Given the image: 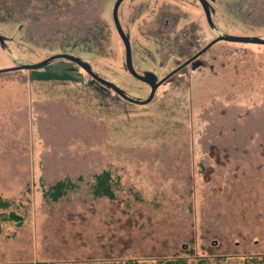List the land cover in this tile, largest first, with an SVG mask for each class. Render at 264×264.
I'll list each match as a JSON object with an SVG mask.
<instances>
[{
	"label": "rangeland",
	"instance_id": "374dc122",
	"mask_svg": "<svg viewBox=\"0 0 264 264\" xmlns=\"http://www.w3.org/2000/svg\"><path fill=\"white\" fill-rule=\"evenodd\" d=\"M116 1L0 0L18 8L0 10V264H264V45L219 41L202 65H184L220 36L264 40V0L213 1L215 28L196 0H123L133 68L172 74L146 105L68 59L15 70L73 55L147 100L150 86L128 71ZM191 85L197 153L187 109L164 104ZM228 167L230 184L214 193L205 183ZM240 168L250 176L235 183ZM104 170L111 197L93 191ZM61 183L57 200L43 195ZM12 212L22 221L4 219Z\"/></svg>",
	"mask_w": 264,
	"mask_h": 264
},
{
	"label": "trees",
	"instance_id": "16d2710c",
	"mask_svg": "<svg viewBox=\"0 0 264 264\" xmlns=\"http://www.w3.org/2000/svg\"><path fill=\"white\" fill-rule=\"evenodd\" d=\"M2 9H5L6 12L9 13V14H12L15 11L18 10V8L16 10V7H14V6L11 7V8L9 6H4V7H1L0 8V10H2ZM206 69L208 70V72L210 74H212L213 71H214L215 74L218 75V72L216 73V70H215V68L212 67V65H209V67H207V68H202V70H206ZM221 73L222 72H219V75H221ZM193 82L196 83V84H199L197 78H195V80ZM193 82H191V83H193ZM197 87H198V85L197 86H194V87L192 85H191V87L188 86L184 91L179 92L176 96H173V94L171 92H166V93H168V96H166V97H168V100H167V102L164 103V104H167V105L169 103L171 105V103H172L175 106V108L178 107V109L180 111L183 110L184 108L187 109V116H188V118L189 119L190 118H193V120L191 121V123H192V125L194 127H193V130H190L192 133L188 134V136H189V138L192 137V140H191L192 142H190V143H191L192 151L195 152V153L200 152V151H199V149H197V146L195 145V142H194V138H195V136H194V133H195L194 130H195V124H196V122H195V114H194L193 110H191V108H192L193 102H194L193 109L196 108V103L195 102H196V99L197 98L195 96H197V94H198V90H196ZM199 88H201V85L200 84H199ZM181 125L182 124L176 123V124H174L173 128H177V127H180L181 128ZM162 129H164V126L160 128V130H162ZM202 168H203L202 163L201 164L199 163L195 167V169H202ZM243 169H245V168H243ZM232 171L233 170H232L231 167L223 168V170L222 169H215V171L212 173V177H213L214 181L213 182H210L209 181V182H206L205 184L206 185H214L213 192L222 195V193L226 190V187H228V184H230L229 177H230ZM236 174L237 175H235V176H238L240 178L236 179L235 180V183L239 179H243L244 177H245V179H248V177L250 176V174L246 170H242L241 168L237 170V173ZM110 178H111V181H112V179H114V176L112 175V173H111L110 170H104V173H101V174H99L97 176L96 181H95V184H94L95 187H94V190H93L95 192L96 196H100L101 194H104V195H107V196L109 195L110 197L113 196V192H112V189L110 187L111 184L109 183ZM194 179L195 180L198 179V177H197L196 174L194 176ZM247 181H249V180H247ZM259 183H261V182H259ZM145 184L148 185V186H150L146 182H145ZM238 184H241V183H238ZM256 184L257 183H253V186H255ZM65 186H66V184H64V183L57 184L52 189H49V190L45 191L43 195L45 197H49V198H52L54 200H57L58 197H60L64 193ZM245 186H246V184H245ZM205 187L206 186H204V188ZM255 187H260V186H255ZM239 188L240 187H238V189ZM231 194L232 195H236L234 192H232ZM195 195H196V201L198 203L200 202V204H203L204 201L206 200L204 196L201 197V194H199V187H198V189L197 188L195 189ZM237 204L238 203H235V205H237ZM3 207H6V203H4L0 199V208H3ZM4 219H6L7 221H13V220H17L19 222L22 221V218L19 217V216H17L13 212L12 213H9L7 216H4ZM53 231H55L54 228H53ZM56 236L54 238H52L53 241H57L59 239V238H56ZM176 262H183V261H176ZM42 264H44V263H42Z\"/></svg>",
	"mask_w": 264,
	"mask_h": 264
},
{
	"label": "water",
	"instance_id": "95a60500",
	"mask_svg": "<svg viewBox=\"0 0 264 264\" xmlns=\"http://www.w3.org/2000/svg\"><path fill=\"white\" fill-rule=\"evenodd\" d=\"M123 0H117L115 5H114V9H113V17H114V22L120 32V35L122 36L124 45H125V50H126V58H127V67H128V71L130 72V74L132 76H134L136 79L141 80V81H145L146 83H148L151 86V94L149 96V98L145 101H135L130 99L129 97H127L122 91H120V89L104 80L101 79L99 76H97L92 69L90 68L89 64L86 63L85 61H82L81 59L74 57V56H70V55H56V56H52L50 58H48L47 60L35 64V65H25V66H20L15 68V70H32V69H38L41 68L42 66L46 65L47 63H49L52 60L55 59H59V58H64V59H68L74 63H77L79 66H81L82 68L85 69V71L96 81L101 82L102 84H105L106 86L112 88L118 95H120L122 98H124L125 100H127L128 102L131 103H135L138 105H146L148 104L154 97V94L157 90V88L165 81L167 80L172 74L166 76L164 79H162L160 82L155 83L153 80L149 79V77H142L140 76L138 73H136L135 69L133 68V64H132V51H131V45L130 42L128 40L127 37H125L122 33V31H120V25H119V20H118V8L120 6V4L122 3ZM205 7V6H204ZM206 10V9H205ZM207 12V10H206ZM219 41H229V42H241V43H250V44H259V45H264V40L261 39H245V38H230V37H225V36H220L217 39H215L213 42H211L210 44H208L205 48H203L201 50V52H199L198 54H196L193 58H191L189 61H187L184 65L189 64L191 61H193L195 58H197L200 54L204 53L206 50H208L213 44L219 42ZM179 69L175 70L173 73H176ZM3 71H8V70H3ZM0 71V72H3Z\"/></svg>",
	"mask_w": 264,
	"mask_h": 264
},
{
	"label": "flooded vegetation",
	"instance_id": "af4514ba",
	"mask_svg": "<svg viewBox=\"0 0 264 264\" xmlns=\"http://www.w3.org/2000/svg\"><path fill=\"white\" fill-rule=\"evenodd\" d=\"M196 1H198L199 2V4L202 6L203 5V8L204 9H206L207 10V15H206V10L203 12V14H204V16H206L207 17V19H208V24H209V26L211 27V28H215L214 27V23L212 22V15L211 14H209V12H208V9H207V7H208V5L209 4H211V3H213V1H215V0H196ZM121 5H122V3L120 4V6H119V8H118V20H119V25H120V31H122V33H123V35L125 36V37H127L128 38V33H125V29H124V27H123V25H122V18L120 17V13H121V10H120V7H121ZM205 6V7H204ZM114 9V8H113ZM202 11H203V9H202ZM206 17H205V19H206ZM167 19V20H166ZM113 20H114V17H113ZM168 22V18H164V21H163V23H162V25L164 26L166 23ZM115 23V22H114ZM162 25H159V28H161L162 27ZM115 26V28H116V31H117V33H118V35H119V37H120V39L123 41V39H122V36L120 35V32H119V30H118V28H117V26H116V24L114 25ZM161 30H162V28H161ZM163 32V31H162ZM164 33V32H163ZM165 34V33H164ZM2 37V36H1ZM0 37V38H1ZM218 38V37H217ZM216 38V39H217ZM2 39V38H1ZM160 39H167L165 36H161L160 37ZM129 40V39H128ZM215 40V39H214ZM213 40V41H214ZM213 41H211V42H213ZM124 43V42H123ZM173 43H174V41H173ZM164 46L166 45V44H168V45H170V42H168V40L167 41H164ZM180 45V44H179ZM182 45V44H181ZM125 46V45H124ZM213 46V45H212ZM211 46V47H212ZM182 47V46H181ZM183 47H184V44H183ZM210 47V48H211ZM209 48V49H210ZM208 49V50H209ZM201 50H202V47L200 48V49H198V50H196L193 54H192V56H191V58H193L196 54H198L199 52H201ZM208 50H206L204 53H202V54H200L197 58H195L193 61H191L190 63H189V65L188 66H191L193 69L192 70H194L197 66L195 65V64H201L202 65V63H203V61L201 60V58H202V56H203V54H205ZM182 51V50H181ZM125 52H126V50H125ZM64 55V54H63ZM70 56H73V55H70ZM74 57H76V56H74ZM78 58V57H77ZM190 57H189V59H187V60H185V61H189L190 59H191ZM80 59V58H79ZM83 61V60H82ZM41 63V62H40ZM38 64V63H37ZM200 65V66H201ZM173 70V69H172ZM93 71V70H92ZM94 72V71H93ZM95 73V72H94ZM137 73V72H136ZM96 74V73H95ZM97 75V74H96ZM152 75V74H151ZM98 76V75H97ZM168 76V75H167ZM100 77V76H99ZM145 77V76H144ZM146 77H149V79H151V80H153L155 83H158V82H160L162 79H164L166 76H162V77H160V78H156V79H154V78H152L151 76H150V73H146ZM101 79H104V80H106V81H108V82H110V83H112V84H114V85H116L115 83H113V82H111V81H109V80H107V79H105V78H102V77H100ZM229 78V77H228ZM93 79V78H92ZM141 81V80H140ZM169 81V79H167V80H165L164 82H163V84L160 86V87H158L157 88V90L159 89V88H161V87H163V85L165 84V83H167ZM141 82H143V83H145L147 86H150L148 83H146L145 81H141ZM97 83H99V84H101V85H103L104 87H106V88H109L110 90H112L113 92H114V90L112 89V88H110V87H108V86H106L105 84H102L101 82H98L97 81ZM117 86V85H116ZM150 88H151V86H150ZM120 89V88H119ZM157 90H156V92H157ZM121 91V90H120ZM122 98V97H121ZM125 101H127V100H125ZM144 101V100H143ZM131 103V102H130ZM133 104H135V103H133Z\"/></svg>",
	"mask_w": 264,
	"mask_h": 264
},
{
	"label": "crops",
	"instance_id": "0c3cea01",
	"mask_svg": "<svg viewBox=\"0 0 264 264\" xmlns=\"http://www.w3.org/2000/svg\"><path fill=\"white\" fill-rule=\"evenodd\" d=\"M100 196H106V197H107V195H104V194H101ZM108 196H109V195H108ZM111 215H112V213H111ZM113 216H114L115 218H117V217L120 216V215H117V211H116L115 214H114ZM50 247H51L50 244H44L43 249L47 251L46 248H50Z\"/></svg>",
	"mask_w": 264,
	"mask_h": 264
}]
</instances>
